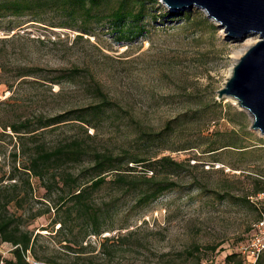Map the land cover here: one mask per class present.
Returning a JSON list of instances; mask_svg holds the SVG:
<instances>
[{
  "label": "rangeland",
  "instance_id": "obj_1",
  "mask_svg": "<svg viewBox=\"0 0 264 264\" xmlns=\"http://www.w3.org/2000/svg\"><path fill=\"white\" fill-rule=\"evenodd\" d=\"M148 7V32L133 41L119 40L108 23L87 34L30 16L0 19V132L6 133L0 139V184L9 182L12 154L21 148L18 135L2 126L27 117L67 113L57 127L40 130L37 140L50 147L79 138L90 151L113 153L121 165L163 155L182 162L169 171L174 189L145 209L133 205L136 194L123 196L113 184L98 190L95 203H113L114 209L101 237L85 239L79 228L74 236L60 230L53 208L59 197L48 200L41 181L32 178L33 195L21 207L10 206L38 237L32 264L72 262L77 256L69 247L80 248L81 241L86 251L80 260L99 264H224L256 232L264 212V192L255 194L264 186V135L251 128L246 110L218 91L260 36L231 39L196 6L190 16H169L173 9L160 0ZM22 70L32 72L20 78ZM98 88L112 106L96 115ZM82 117L95 126L86 131ZM88 164L70 167L79 173ZM145 166L134 173L143 174ZM47 206L50 212L33 217ZM106 236L115 239L104 252ZM11 248L0 244L5 257H12ZM244 255L252 260L249 251Z\"/></svg>",
  "mask_w": 264,
  "mask_h": 264
},
{
  "label": "trees",
  "instance_id": "obj_2",
  "mask_svg": "<svg viewBox=\"0 0 264 264\" xmlns=\"http://www.w3.org/2000/svg\"><path fill=\"white\" fill-rule=\"evenodd\" d=\"M158 2L159 0H0V19L9 16H30L34 21H49L50 26L70 27L87 34L93 32V25L108 23L115 30L119 40L133 41L148 32V24L144 21L148 14V5ZM191 12L193 10L190 9L172 10L168 15L190 16ZM0 67L3 68L1 65ZM29 72L32 70L26 72L22 70L18 76L24 77ZM55 81L59 83V80ZM97 91L102 100L92 112L99 115L103 108L112 106V102L100 88ZM215 105L221 107V102H215ZM66 117L67 113L52 117H27L2 126L4 130L9 126L18 135L21 148L19 147V150L16 148L12 154L14 162L8 172L9 182L0 184V244L7 242L12 247V257H5L0 252V264H32L29 256L36 253L38 237L33 231L22 227L23 216L10 211L11 205L21 207L33 195L32 178L41 181L48 200H53L54 194L59 197L53 206L57 211L56 216L58 215L54 218V223L59 221L60 230H66L72 236L75 234V228H79L80 231H84L83 239L90 234L101 237L107 229L114 204L98 206L94 199L95 193L107 184H113L123 196L129 193L136 194L133 205L140 209H145L177 185L170 178L169 171L180 168L182 162L170 155L159 158L135 157L131 160L134 165L129 166L121 165L111 152L90 151L79 138L66 139L53 147L37 140L43 134L41 129L57 127L66 120ZM82 121L87 124L86 131L89 126H95L93 121L85 117H82ZM169 125L171 124L168 123L167 127ZM5 134L0 132V139ZM26 141L31 143L29 150H26ZM21 157L22 160H19ZM86 160L89 164L79 173L71 169V165L75 167ZM139 164H146L141 175L134 173ZM110 175L111 179L108 178ZM260 192H264V186L255 189V194ZM50 211L51 207L47 206L45 211L37 212L33 217ZM112 239H115V236L105 237L104 252L107 251L105 245ZM69 248L76 252L77 257L74 261L50 262L99 264L92 260H80L84 259L82 254L86 251L82 241L80 248L72 246ZM211 249L215 250L216 246ZM207 264H214V261L211 260ZM224 264H248V260L241 252L233 251L226 255ZM256 264H264V251L260 253Z\"/></svg>",
  "mask_w": 264,
  "mask_h": 264
},
{
  "label": "water",
  "instance_id": "obj_3",
  "mask_svg": "<svg viewBox=\"0 0 264 264\" xmlns=\"http://www.w3.org/2000/svg\"><path fill=\"white\" fill-rule=\"evenodd\" d=\"M160 1L173 10L203 8L231 39L259 34L260 39L236 61L218 95L236 99L239 107L252 118L251 128L264 135V0Z\"/></svg>",
  "mask_w": 264,
  "mask_h": 264
},
{
  "label": "built area",
  "instance_id": "obj_4",
  "mask_svg": "<svg viewBox=\"0 0 264 264\" xmlns=\"http://www.w3.org/2000/svg\"><path fill=\"white\" fill-rule=\"evenodd\" d=\"M255 226L256 232L251 238V243L241 250L242 254H245L247 251L251 253L252 260L248 264H256L260 253L264 251V212Z\"/></svg>",
  "mask_w": 264,
  "mask_h": 264
},
{
  "label": "bare ground",
  "instance_id": "obj_5",
  "mask_svg": "<svg viewBox=\"0 0 264 264\" xmlns=\"http://www.w3.org/2000/svg\"><path fill=\"white\" fill-rule=\"evenodd\" d=\"M234 101H235V103H237L238 104V101L236 100V99H233Z\"/></svg>",
  "mask_w": 264,
  "mask_h": 264
}]
</instances>
